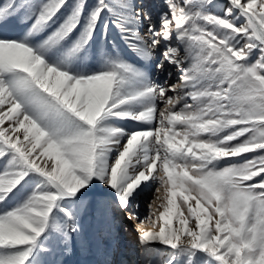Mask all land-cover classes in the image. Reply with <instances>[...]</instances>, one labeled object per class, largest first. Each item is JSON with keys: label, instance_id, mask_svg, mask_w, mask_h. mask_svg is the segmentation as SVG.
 I'll use <instances>...</instances> for the list:
<instances>
[{"label": "snow or ice", "instance_id": "obj_1", "mask_svg": "<svg viewBox=\"0 0 264 264\" xmlns=\"http://www.w3.org/2000/svg\"><path fill=\"white\" fill-rule=\"evenodd\" d=\"M115 211L139 264H264V0H0V264Z\"/></svg>", "mask_w": 264, "mask_h": 264}, {"label": "rangeland", "instance_id": "obj_2", "mask_svg": "<svg viewBox=\"0 0 264 264\" xmlns=\"http://www.w3.org/2000/svg\"><path fill=\"white\" fill-rule=\"evenodd\" d=\"M150 1L151 5H162L163 0H147ZM161 10L160 6L153 7V12L158 13ZM165 79V75L160 76V81ZM177 79V75L174 73V77L169 81L174 83ZM158 185L155 183L151 184V190H146L142 192L138 197L137 201L139 202L138 216L140 219H144L149 216V203L153 200V195L155 189ZM106 191V189H105ZM157 195H163V188H161V193ZM134 201L133 203H136ZM159 203V202H157ZM155 209L156 205H152ZM162 210V209H161ZM114 218L111 221V224L106 226L102 222L98 221L95 217L89 215L85 218V229L88 240L91 243L92 251L89 253L78 252L75 256L71 257L69 264H85V262H94L100 257L96 255L95 250L97 245L101 248L108 249L114 261L117 259L118 254L125 252L126 255L131 254L129 262L131 264H139V258L137 255L138 252V239L136 228L140 224V219L129 220L125 213L120 211H115L113 214ZM155 219V218H153ZM161 221L158 219L155 220V227L153 222L150 219H144L143 227L145 229H152L158 231ZM127 239L125 244L124 239ZM128 245L131 247L129 248ZM136 246V247H135ZM163 252V249L161 250Z\"/></svg>", "mask_w": 264, "mask_h": 264}, {"label": "bare ground", "instance_id": "obj_3", "mask_svg": "<svg viewBox=\"0 0 264 264\" xmlns=\"http://www.w3.org/2000/svg\"><path fill=\"white\" fill-rule=\"evenodd\" d=\"M146 2H147L149 5H151V4H150V3H151L150 1H147V0H146ZM173 77H174V73H173ZM122 241H124L125 244L127 243V239H126V238H125L124 240H122ZM122 258H123V253L119 255L118 261H120ZM126 263L129 264L128 262H126ZM83 264H84V263H83ZM85 264H92V263H90V262H85Z\"/></svg>", "mask_w": 264, "mask_h": 264}]
</instances>
